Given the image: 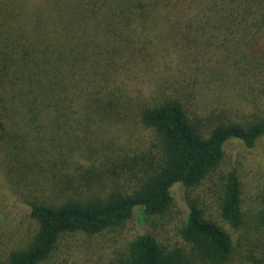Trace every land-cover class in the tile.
I'll list each match as a JSON object with an SVG mask.
<instances>
[{
    "label": "trees",
    "instance_id": "1",
    "mask_svg": "<svg viewBox=\"0 0 264 264\" xmlns=\"http://www.w3.org/2000/svg\"><path fill=\"white\" fill-rule=\"evenodd\" d=\"M247 81L249 115H198L208 85ZM263 138L264 0H0V264L77 235L90 257L135 214L167 230L178 184L219 221L192 202L177 242L135 233L108 264H264V199L245 211L237 171L218 172L228 142Z\"/></svg>",
    "mask_w": 264,
    "mask_h": 264
},
{
    "label": "rangeland",
    "instance_id": "2",
    "mask_svg": "<svg viewBox=\"0 0 264 264\" xmlns=\"http://www.w3.org/2000/svg\"><path fill=\"white\" fill-rule=\"evenodd\" d=\"M214 87L209 86L205 88L200 94L199 99H197L196 110L198 115L202 118H208V116L223 115L228 113L231 118H240L241 115L246 116L247 108L248 111L252 107L248 106L246 99L251 98V92H257L258 89H254V85L250 82H245L237 84L235 86L224 88L220 83H216ZM257 86V85H256ZM258 87V86H257ZM256 88V87H255ZM236 90L240 91V96L235 94ZM219 91L220 93H218ZM107 138V136H106ZM129 146H126V153L132 154L134 141H131ZM226 154L219 168V173L224 172L226 169H235L243 184V208L247 211L253 206V201H260V198L264 199V138L257 144L254 149H246L243 144L238 140H231L225 146ZM88 164V163H86ZM22 194L34 197L39 193L27 192L22 190ZM173 196V206L170 211V216H168L167 230L164 228V222L156 221L154 224L148 219L145 221L140 220L135 214V218L126 224L120 234L112 233L106 234L102 237L93 238L94 248L91 256H88L86 250V257L81 253L70 252L68 246H73L81 243H87L90 241L88 237L84 235H77L73 240L66 242L62 245L59 244L54 257L48 263L44 264H108L112 259L113 248H119L126 238L130 237L135 233H142L151 231L156 234L160 239L166 240L165 243L177 242V236L175 234V228L179 226L182 218L185 217L187 209L190 207L192 202L198 201L199 206L205 209L206 215L219 221L217 214L213 208V205H209V197H202L205 192H203L202 187L199 189L190 190L182 185H175L172 188ZM200 196L201 198H199ZM208 202V203H207ZM23 206V205H22ZM8 217L6 218V220ZM16 216H11L9 219V224H14L16 221ZM171 225V228H169ZM226 229L230 230L228 226ZM231 232V230H230ZM233 233V232H231ZM118 236V238L116 237ZM117 241V242H116ZM116 242V243H115ZM87 259H89L87 261ZM87 261V262H86Z\"/></svg>",
    "mask_w": 264,
    "mask_h": 264
}]
</instances>
